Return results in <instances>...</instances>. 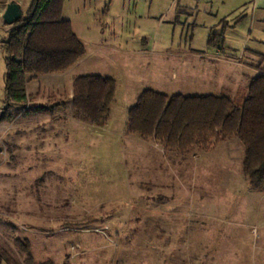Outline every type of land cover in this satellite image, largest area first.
Segmentation results:
<instances>
[{
	"label": "rangeland",
	"instance_id": "374dc122",
	"mask_svg": "<svg viewBox=\"0 0 264 264\" xmlns=\"http://www.w3.org/2000/svg\"><path fill=\"white\" fill-rule=\"evenodd\" d=\"M150 1L63 0L86 52L73 71L31 81L28 93L45 104L70 94L78 73L103 74L117 81L114 103L103 127L77 119L69 102L0 123V250L14 264H264V187H249L236 138L180 154L124 129L125 106L146 87L221 93L238 106L253 76L218 56L241 37L236 22L188 10L170 24L167 2L154 12ZM219 34L220 46L208 44ZM145 42L159 52L138 51ZM184 49L192 54L173 56ZM4 74L0 48V114Z\"/></svg>",
	"mask_w": 264,
	"mask_h": 264
},
{
	"label": "trees",
	"instance_id": "16d2710c",
	"mask_svg": "<svg viewBox=\"0 0 264 264\" xmlns=\"http://www.w3.org/2000/svg\"><path fill=\"white\" fill-rule=\"evenodd\" d=\"M63 0H30L0 42L5 65L4 98L0 123L23 113L63 109L71 101L80 121L103 127L110 118L116 82L111 77L85 74L72 81L71 93L50 95L37 104V94L27 83L38 76L65 71L84 54L85 46L62 18ZM222 35L210 36L208 44L220 46ZM125 131L143 139L154 138L166 150L187 154L208 151L236 138L243 147L242 172L252 189L264 187V73L253 77L241 105L225 95H166L144 89L128 109ZM32 261L27 240H17ZM0 261L14 260L0 250Z\"/></svg>",
	"mask_w": 264,
	"mask_h": 264
},
{
	"label": "crops",
	"instance_id": "0c3cea01",
	"mask_svg": "<svg viewBox=\"0 0 264 264\" xmlns=\"http://www.w3.org/2000/svg\"><path fill=\"white\" fill-rule=\"evenodd\" d=\"M10 1H12V0H0V30L3 33L1 35L2 39L5 36V33L7 31L6 29H8L10 27V25H6L4 23V20L2 18V14H3V11L5 9V6ZM13 1L18 2L21 5L22 12L24 11L26 6L30 2V0H28L27 2H25V0H13ZM116 1H119V0H116ZM154 1H155V3L152 0L149 2V7L152 9H155V10H153L154 12H159V9L162 7V6H160L161 0H154ZM165 1L167 2V7L164 5L167 8L165 11L166 12H171V11L174 12V16L171 17V20L167 21L170 24L171 23H173L175 25L181 24L182 19H183L182 15L187 13L188 10L189 11L194 10L196 12V14L202 13L203 16H205V17L208 16L209 19H213L214 22H216V24L221 23L223 21H224V23L227 21L236 22L234 24L235 26L233 27L235 29V31L240 32V30H238V29L243 28V33H242L241 37L238 38V40H236V41L234 40L233 42H230V41L226 42L228 49H226L227 52L223 53L225 56H223L222 54L218 55V56L221 59L223 58L225 60H231L232 62L238 61L239 62L238 64L240 66H244L253 72V76L247 77V82L245 83L244 92L247 90V86L253 77L258 75L259 73H264V0H165ZM62 12H63V8H62ZM166 12L161 13V15H160L161 18L158 19L157 23L163 22V20L161 21V19H162V16ZM152 17H154V15H152ZM152 17H150V18H152ZM62 18L66 19L63 16H62ZM3 25H5V26L3 27ZM0 42H1V40H0ZM84 46H85V44H84ZM144 46L145 47H142L138 51H140L141 53H147V52L148 53H158L159 52V51L151 50V48L147 42H145ZM117 51L125 52L127 50L117 48ZM163 52H167V51H163ZM180 52L181 53L179 55L175 54L173 56L182 60L185 57H188L190 55V53L192 54V52L185 50V49L183 51H180ZM170 53L172 54L171 51H170ZM220 53H221V51H220ZM187 54H189V55L187 56ZM162 56H164V55H162ZM82 58H83V56L78 61H80ZM243 59H244V61H243L244 63H242V61H241ZM254 59H256L258 61H262V64L259 66H258V64L253 66L249 62L251 60H254ZM76 63L73 64L67 71H69V70L73 71V69H75L73 67H75ZM52 74H55V73H52ZM86 74H88V73H86ZM46 75H51V74H46ZM46 75H41V76H46ZM78 75H85V73H78L75 76H78ZM94 75H101V74H94ZM41 76H38V77H41ZM101 76L111 77L109 75H103V74ZM38 77H36V78H38ZM111 78H113V77H111ZM113 79L116 80L115 78H113ZM33 80H31V81H33ZM31 81H29L27 83V85ZM116 85H117V81H116ZM71 86H72V80H71ZM26 88H27V86H26ZM145 89H151V90H154L157 92L164 93L166 95H172L171 93H166V91L161 90V89H152L149 87H146ZM143 90L144 89L140 90L139 94L136 96V99L130 105L125 106L124 129H125L126 121H127L128 109L135 103L138 96L140 95V93ZM27 92H28V90H27ZM213 95H221V93H218V94L215 93ZM186 96H189V95H186ZM4 103H5V98H4ZM4 103H3V105H4ZM69 103H70V109L72 110L71 101H69ZM111 109H112V105H111ZM54 110H58V109H54ZM72 112H73V110H72ZM110 116H111V112H110Z\"/></svg>",
	"mask_w": 264,
	"mask_h": 264
},
{
	"label": "water",
	"instance_id": "95a60500",
	"mask_svg": "<svg viewBox=\"0 0 264 264\" xmlns=\"http://www.w3.org/2000/svg\"><path fill=\"white\" fill-rule=\"evenodd\" d=\"M22 15L21 5L16 1H10L6 4L2 18L6 25H13Z\"/></svg>",
	"mask_w": 264,
	"mask_h": 264
},
{
	"label": "built area",
	"instance_id": "2783aa9c",
	"mask_svg": "<svg viewBox=\"0 0 264 264\" xmlns=\"http://www.w3.org/2000/svg\"><path fill=\"white\" fill-rule=\"evenodd\" d=\"M11 27H9L8 29H6V30H9Z\"/></svg>",
	"mask_w": 264,
	"mask_h": 264
}]
</instances>
